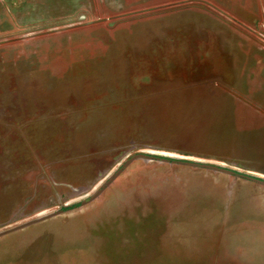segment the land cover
Here are the masks:
<instances>
[{
  "label": "rangeland",
  "instance_id": "obj_1",
  "mask_svg": "<svg viewBox=\"0 0 264 264\" xmlns=\"http://www.w3.org/2000/svg\"><path fill=\"white\" fill-rule=\"evenodd\" d=\"M0 264H264V0H0Z\"/></svg>",
  "mask_w": 264,
  "mask_h": 264
},
{
  "label": "water",
  "instance_id": "obj_2",
  "mask_svg": "<svg viewBox=\"0 0 264 264\" xmlns=\"http://www.w3.org/2000/svg\"><path fill=\"white\" fill-rule=\"evenodd\" d=\"M138 157H146V156H144V155H142V154H137V155H135V156H132L127 162H129V161L132 160L133 158H138Z\"/></svg>",
  "mask_w": 264,
  "mask_h": 264
}]
</instances>
